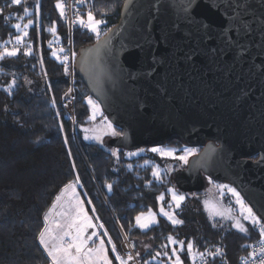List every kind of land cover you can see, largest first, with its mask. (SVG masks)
Instances as JSON below:
<instances>
[{
    "label": "trees",
    "instance_id": "trees-1",
    "mask_svg": "<svg viewBox=\"0 0 264 264\" xmlns=\"http://www.w3.org/2000/svg\"><path fill=\"white\" fill-rule=\"evenodd\" d=\"M65 1L39 0V20L28 30L29 36L20 46L21 53L16 58H5L0 62V264H49L46 253L36 241V235L42 227L43 214L51 207L55 196L77 174L83 185L78 187L79 192L83 196L87 193V197L84 196L86 203L88 199L92 200V204L87 203L89 212L99 217L96 221L104 224L118 250L126 239L135 245V251L140 252L142 257L149 258L145 246L153 253L163 251L161 245L168 243L166 237L172 235L185 241V251L180 253L184 264L192 261L186 251L189 240L194 241L201 252L210 244H219L224 256L217 264H239L241 258L248 255L249 247L245 245L254 243L260 237L256 227L246 222L249 232L243 234L232 228L230 222L210 220L203 209L204 191L183 193L175 183L177 171L172 175L164 174L162 183L156 181L151 173L160 157L148 154L129 158L123 154L125 149L116 148L121 150L117 163L110 150L103 145L83 139L81 127L89 126L87 117L91 114L84 97L90 94L79 77L74 130L62 110V100L68 90L67 77L63 66L51 53L65 49L70 37L76 53L97 41L94 34L79 26L70 31L67 16L61 18L55 6ZM124 1L88 0L83 6L74 2L72 14L76 19L77 8L81 15L91 10L97 19L106 21L101 28L107 31L119 23ZM34 4L35 0H26L13 7L8 6L10 0H0V8H3L0 43L7 41L11 34L12 43L7 45L11 48L15 43L14 36L18 34L11 25H23L29 18L37 20ZM24 7H28L33 15L21 20L19 17L23 16ZM53 26L56 27L55 33L48 30ZM27 44L32 45V56L23 55ZM13 78L16 85L9 94L6 89ZM52 98H55L56 107L52 105ZM61 123L63 132L59 129ZM65 136L68 144L64 143ZM174 144L183 143L170 141L168 145ZM69 150L71 157L67 154ZM73 161L75 170L72 168ZM128 164H132L131 169ZM107 183L113 185L111 192L106 187ZM169 187L187 197L181 209L176 210V215L184 223L173 226L167 218L158 217V224L150 230L138 229L135 217L139 213H148L149 209L158 213L161 205L168 210L167 204L171 200L167 193ZM162 193L165 200L158 201L157 197ZM92 207H95V213L91 211ZM105 241L107 244L106 237ZM107 247L110 249V245ZM109 255L112 256L110 251ZM114 264L117 262L114 261ZM153 264H159V260Z\"/></svg>",
    "mask_w": 264,
    "mask_h": 264
},
{
    "label": "snow or ice",
    "instance_id": "snow-or-ice-1",
    "mask_svg": "<svg viewBox=\"0 0 264 264\" xmlns=\"http://www.w3.org/2000/svg\"><path fill=\"white\" fill-rule=\"evenodd\" d=\"M25 2L26 0H10L8 6H19ZM76 3L83 6L88 3V0H76ZM158 3L159 7L156 12L154 14L149 13L141 26V30L130 33L126 38L127 43L121 42L119 52H113L111 47L110 34L112 29L103 31L101 28L106 21L97 19L91 10L81 15L77 8L76 19L72 23L94 34L97 41L98 46L95 49V58L92 62L97 80L105 76L111 79L106 64L101 63L105 57L112 65V73L120 75L124 79L133 80L137 79L138 76L151 78L157 72V65L163 64L168 58L182 61L192 72L199 73L203 68L208 72L214 71L230 76L237 63L252 56L250 49L254 45L260 49L259 55L264 57V0H259V2L257 0H178V5L177 0H172L171 4L167 0L164 2L158 0ZM203 5H207L217 14L220 20L218 24L209 22L206 17L198 15V11ZM55 6L59 10L60 17L64 18L66 15L64 4L58 2ZM172 7H178L175 15L170 12ZM34 9L36 21L29 18L23 25L21 23L11 25L18 34L14 36L15 43L11 48L7 46L12 43L11 34L7 41L0 43V62L4 61L5 58H16L21 53L20 46L23 44L24 38L29 36L28 30L39 20V0H35ZM32 15L33 12L28 7H24L23 16L19 19L22 20ZM0 16H3V8H0ZM157 23H159L158 28L156 27ZM48 30L55 33L56 27L53 26ZM102 35L106 37L103 40H101ZM257 35L259 36L258 45L256 44ZM161 46L168 51L169 57L161 58L157 54V50ZM49 47H52L51 42H49ZM102 50L103 56L101 55ZM133 51L139 52V59L135 61L138 66L136 72L130 70L131 65L126 67L125 63L120 62L121 54L130 55ZM23 55H33L31 44L24 46ZM51 55L56 57L63 66L64 74L69 75L71 73L69 62L75 61L77 53L71 49L66 52L64 48H60L58 51H52ZM40 62H43L42 59ZM147 64L151 65L150 69L141 70ZM260 66L264 67V59L261 60ZM44 75L47 76L46 71ZM26 82L30 83V81ZM15 85L16 80L13 78L6 91L11 94ZM157 87H162V85L157 82ZM48 89L51 91L50 83ZM72 91L69 88L65 95L67 96ZM84 99L91 110L87 121L95 123L99 118L100 123L99 128L82 127L84 140H95L103 144L104 136L122 137L126 135L114 127L113 122L104 114L98 100L93 99L90 95ZM51 102L53 107H56L55 98H52ZM64 107H68V105L65 104ZM56 115L59 116L60 112L57 111ZM59 129L63 132V123L60 124ZM64 143L68 144L67 136L64 137ZM144 151L145 149L140 148L137 151H129L123 154L127 157H133ZM147 151L155 153L161 158H170L182 165H188L189 158L198 154V149L188 147L181 149L151 147ZM110 153L119 163L121 150L113 148L110 149ZM67 154L69 157L72 155L70 150ZM261 162H264V157H261ZM145 163L147 164L148 161ZM127 167L131 169L132 164H128ZM72 168L73 170L76 168L74 161ZM173 170L172 168L161 170L160 166L156 165L151 174L156 181L162 183L163 175ZM207 180L218 190L220 198L230 194L234 198L235 205L238 206V215H236L235 210L231 207L221 208L216 203L205 200V208L211 216L231 220V227L243 234H247L249 228L245 227L242 221H247L252 227L259 228V247L245 245V247H250L253 250L248 253V257L241 258L242 264H249V258L251 264H264V222H262L261 217L257 216L253 207L245 202L244 197L235 187L228 184H216L211 175L207 177ZM82 186L77 174L74 180L64 184L60 193L55 196L51 207L43 214L42 227L36 235V241L46 253L49 264H114V261L117 264H153L158 260L159 264H184L180 253L185 251V241L172 235L166 237L168 243L161 245L163 251L153 253L148 246H145L149 258L142 257L138 251L134 252V244L127 251L118 250L116 243L113 242L107 229L104 228V224L94 223L93 217L89 216L85 210V201L77 192V188ZM106 187L109 192L113 190L111 183H107ZM69 193H71L70 196ZM167 193L171 196V200L167 204L168 210L161 205L160 215L167 218L173 226L182 225L184 221L178 218L176 210L181 209L187 197L173 187L167 188ZM84 196L87 197V193H84ZM157 200L164 201L165 195L162 193L157 197ZM87 203L92 204V200L88 199ZM91 211L95 213V207H92ZM95 219L98 220L99 217H95ZM157 223L156 213L151 209L148 210L147 214L141 212L135 217V226L145 232ZM89 229H92L90 233ZM99 229H103V231L101 232ZM94 237L95 239H93ZM105 237L110 249L106 246ZM170 245L172 247L169 252ZM109 251L112 253L111 257ZM186 251L193 264L197 259H199L200 264H213L217 257L222 258L224 256V250L221 247H215L214 250L205 248L203 252L198 251L195 242L192 240L187 242ZM161 257L166 259L160 260Z\"/></svg>",
    "mask_w": 264,
    "mask_h": 264
},
{
    "label": "water",
    "instance_id": "water-1",
    "mask_svg": "<svg viewBox=\"0 0 264 264\" xmlns=\"http://www.w3.org/2000/svg\"><path fill=\"white\" fill-rule=\"evenodd\" d=\"M167 2L171 4L172 0ZM122 6L119 23L111 28L113 52H119L121 42L127 43L130 33L141 30L159 3L125 0ZM177 11L178 7L170 9L173 15ZM198 15L214 24L220 22L207 5L199 9ZM97 46L96 42L77 51L76 76L90 96L100 102L113 125L126 133L113 137L110 145L127 151L159 147L170 141L190 148L202 147L175 174L176 186L183 193L202 192L204 177L211 175L215 182L235 187L264 222V67L260 66L264 57L259 55L260 49L254 45L250 49L252 56L237 63L230 76L203 68L199 73L192 72L182 61L168 58L157 65L151 78L124 79L112 73V65L105 57L101 63L106 64L111 79L105 76L97 80L92 68ZM157 54L169 57L163 46ZM137 59L138 51L120 56V62L126 67L131 65L133 72L138 70ZM150 67L147 64L141 70ZM157 82L162 87H157Z\"/></svg>",
    "mask_w": 264,
    "mask_h": 264
},
{
    "label": "rangeland",
    "instance_id": "rangeland-1",
    "mask_svg": "<svg viewBox=\"0 0 264 264\" xmlns=\"http://www.w3.org/2000/svg\"><path fill=\"white\" fill-rule=\"evenodd\" d=\"M66 2V1H65ZM100 126V123H89V126L86 125V126H83V127H89V128H99ZM81 134L82 136H84V133L82 131V127H81ZM94 142V143H97L98 145H103L107 150H110V149H113L115 147H112L110 145V141H111V137L109 136H104L103 137V144H100L98 143L97 141L95 140H87L86 142ZM159 147H166V148H177V149H181V148H184V147H188L184 144L182 145H179V144H174V145H168V144H165V145H161ZM151 147H147V148H143L145 149L144 152L140 153L138 156H146L148 154L152 155V156H157L158 158L160 157L159 155L155 154V153H152L150 151H147V149H150ZM190 148V147H188ZM138 149H136L137 151ZM126 153L129 152V151H125ZM179 154V153H177ZM126 156V155H125ZM138 156H133V157H129V158H136ZM193 157V156H192ZM191 159V157L189 158V160ZM157 162V161H156ZM157 165L160 166L161 170H164V169H167V168H172L174 169L173 171L169 172L171 175L173 172L177 171H182L183 167H186L187 165H182V164H178L177 162L171 160L170 158H161L159 159V161L157 162ZM154 166H156V164H154ZM176 172V173H177ZM216 184H225V183H221V182H215ZM233 187V186H232ZM78 189V188H77ZM69 196L71 195V193L68 194ZM81 196V195H80ZM81 199H83L81 197ZM205 200H209L210 202L212 203H216L219 207L221 208H228V207H231L232 209L235 210V213L236 215H238V206L235 205V202H234V198H232L229 195L223 197V198H220L219 197V193H218V190L215 188V186L213 184H210L208 183V180H205V189H204V195L202 196V204H203V209L206 211V214L208 216V218L210 220H221V221H224V222H230L232 224V221L231 220H228V219H221L220 217H213L210 215L209 211L205 208V204H204V201ZM84 207H85V210H86V205L84 204ZM161 207V206H160ZM160 207H159V210H160ZM158 210V213L157 212H154L156 213V218L158 219V217H163L160 215V212ZM147 214V213H145ZM158 221V220H157ZM246 222L247 221H242V223H244V225H246ZM249 223V222H248ZM157 225V224H155ZM155 225H152L151 227L155 226ZM139 229V228H138ZM151 229V228H150ZM149 229V230H150ZM141 230V229H140ZM89 231V230H88ZM148 231V230H147ZM90 233V231H89ZM95 238V237H94ZM93 238V239H94ZM151 247V246H150ZM122 251V250H121Z\"/></svg>",
    "mask_w": 264,
    "mask_h": 264
},
{
    "label": "built area",
    "instance_id": "built-area-1",
    "mask_svg": "<svg viewBox=\"0 0 264 264\" xmlns=\"http://www.w3.org/2000/svg\"><path fill=\"white\" fill-rule=\"evenodd\" d=\"M74 2H76V0H66V2L64 3L65 10H66V16H67V19L69 20V29H70V31H71V29L73 27H77L78 26V25L72 23V21L75 20L74 17H73V14H72V9H73L72 8V4ZM68 43L69 44L65 48V51L67 52L68 49H71L72 51H75V49L73 47V42H72L71 37H70ZM69 63H70L71 73L69 75H66L67 81H68L67 89L71 88L73 91L70 94H68L67 96L64 95V98L62 100V110L64 112H66V117L73 124V128L75 130V127H76V113H77V111H76V103L78 101L77 100V89H78L77 88V76H76L75 61L74 62L70 61ZM66 93H68V90H67ZM65 104H67L68 107H64ZM256 229H257V231H259L258 227H256ZM259 241H260V237L254 243H252L250 245H255L258 248L259 247ZM131 245L132 244L125 239L120 248H121L122 251H127L131 247ZM215 247H221V246L219 244H210L206 248L209 249V250H214ZM252 250L253 249L249 247L248 248V253L251 252ZM134 252H135V248H134ZM246 257H248V255L245 256L244 258H246ZM220 259H221V257H217L214 260L213 264H217ZM188 264H193V261H191ZM195 264H200L199 259L196 260ZM239 264H242V261H240ZM249 264H251L250 258H249Z\"/></svg>",
    "mask_w": 264,
    "mask_h": 264
},
{
    "label": "crops",
    "instance_id": "crops-1",
    "mask_svg": "<svg viewBox=\"0 0 264 264\" xmlns=\"http://www.w3.org/2000/svg\"><path fill=\"white\" fill-rule=\"evenodd\" d=\"M95 123H99V118H98V121L97 122H95ZM93 124V123H92ZM113 137H111V139H112ZM77 192L81 195V197L84 199V201H85V198H84V196H83V194L81 193V192H79V190L77 189ZM85 205H86V211L88 212V214H89V216H91V217H93V222L94 223H96V224H98V222L96 221V219H95V216L94 215H91V213L89 212V210H88V208H87V203L85 202L84 203ZM158 220V219H157ZM158 224V223H157ZM89 231L91 232L92 231V229H89ZM99 231H102L101 229H99ZM95 239V238H94ZM106 242V241H105ZM106 246H107V244H106Z\"/></svg>",
    "mask_w": 264,
    "mask_h": 264
},
{
    "label": "flooded vegetation",
    "instance_id": "flooded-vegetation-1",
    "mask_svg": "<svg viewBox=\"0 0 264 264\" xmlns=\"http://www.w3.org/2000/svg\"><path fill=\"white\" fill-rule=\"evenodd\" d=\"M194 148H196V149L199 148V149H198V153H200V151L202 150V147H194ZM205 180H207V177H204V181H205ZM230 186H231V185H230ZM202 192H203V191H202Z\"/></svg>",
    "mask_w": 264,
    "mask_h": 264
}]
</instances>
